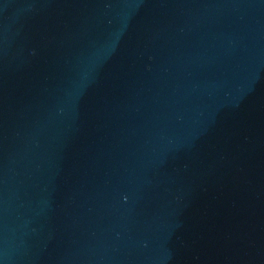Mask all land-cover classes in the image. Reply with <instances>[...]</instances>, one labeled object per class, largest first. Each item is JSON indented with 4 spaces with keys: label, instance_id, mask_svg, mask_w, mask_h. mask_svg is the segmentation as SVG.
<instances>
[{
    "label": "water",
    "instance_id": "1",
    "mask_svg": "<svg viewBox=\"0 0 264 264\" xmlns=\"http://www.w3.org/2000/svg\"><path fill=\"white\" fill-rule=\"evenodd\" d=\"M0 264H264V0H0Z\"/></svg>",
    "mask_w": 264,
    "mask_h": 264
}]
</instances>
